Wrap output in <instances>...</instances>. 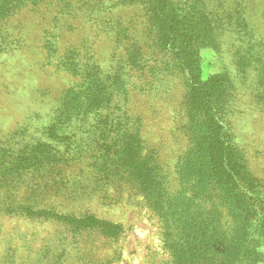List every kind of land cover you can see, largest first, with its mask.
Returning a JSON list of instances; mask_svg holds the SVG:
<instances>
[{
    "label": "rangeland",
    "instance_id": "374dc122",
    "mask_svg": "<svg viewBox=\"0 0 264 264\" xmlns=\"http://www.w3.org/2000/svg\"><path fill=\"white\" fill-rule=\"evenodd\" d=\"M180 1L179 13L202 24L191 51L219 123L215 155L194 150L188 71L156 40L149 4L0 0V264H264V201H251L244 180L224 182L245 173L264 196V0ZM135 54L166 67L156 90L139 91L146 79L124 61ZM121 78L155 150V188L118 182L113 194L91 193L102 181L90 155L58 161L52 177L36 172L39 157L96 150L106 135L97 114L118 99ZM63 214L112 226L83 228Z\"/></svg>",
    "mask_w": 264,
    "mask_h": 264
},
{
    "label": "trees",
    "instance_id": "16d2710c",
    "mask_svg": "<svg viewBox=\"0 0 264 264\" xmlns=\"http://www.w3.org/2000/svg\"><path fill=\"white\" fill-rule=\"evenodd\" d=\"M145 2L149 7L147 8V12L151 13L149 19L154 20L157 24L155 29V37L158 43L164 47H166L170 52H172L174 60L177 62V65L181 67V69H186L188 72V89H187V99L184 102V112L183 117L185 119V128L187 129L189 134L195 133L196 138L192 135L191 139H194L195 149L201 150V146L204 145L208 148L211 146V153L215 155V149L218 147L217 141L214 138V133L219 132V123L214 114V110L212 109L210 102H208L210 98V91L207 87V81L202 82L199 78V70L197 64V55L192 53L193 49L192 45L201 44L200 35H202V24L199 19H196L195 22H192V18H188L183 16L179 11H181L179 5L186 4L184 1L180 0H141ZM5 2L12 3V0H5ZM196 8L194 5L189 7V9ZM178 12V13H177ZM190 27L193 25V29L189 30L188 27L184 28V26ZM189 37V39H187ZM192 38V39H191ZM192 49V51H191ZM55 51V47H54ZM153 56V54L151 55ZM151 62L147 63L144 55H131L130 59H124L126 65L130 70H140L138 72L139 78H145V81H141L139 85V91L146 93L150 88L154 87L156 90L157 82H159L162 78H160V72L165 69L164 65H158V61L153 59V57L149 58ZM154 60V61H153ZM149 64V65H148ZM148 65L147 68L144 66ZM121 90L119 91L120 96L118 99L107 100V103L103 105V108H106V112H101L98 115V119L100 123V128L103 130V134L105 138L103 139L101 144L94 142V146L96 150H93L91 153L87 149L83 152L79 151V148L73 149L70 148L72 153L68 152L66 158H62L63 155L60 154H51L49 156H42L38 158V161L35 160L36 172H42L39 174H43L46 176H51L49 174L51 171L56 169L54 166L58 161L66 160L73 161V157L82 158V156L86 155L96 161V171L98 180L102 181L100 183H95L91 185V193H97L101 195L103 193L113 194L115 191V186L118 182L122 184H136V191L142 192L143 194H147L149 189H154L156 185H153L151 182L153 179V163L155 162V158H152L153 148L151 145L146 143L143 135L141 134L142 130V119L139 114L131 112L130 104H129V90L128 87L125 86L124 80L121 78L120 80ZM130 86H134L133 83ZM147 86V87H145ZM136 87V86H135ZM210 90V91H209ZM110 94V93H109ZM109 99V96L106 97ZM200 135V136H198ZM68 139V146L72 145V141ZM75 148V147H74ZM203 160L204 156H202ZM47 165V167H45ZM19 169L18 171H20ZM28 171V170H25ZM36 172H32L30 176L34 177L37 175ZM1 175V174H0ZM240 178L238 179L234 174L226 175L224 178V182L231 183L234 186L232 177L235 182L240 184L243 180L246 182L245 188L248 189V193L250 194V199L252 201H264V196L259 195L260 191L258 190V185L251 181V179L243 173V175L238 174ZM109 186V188H108ZM135 185H133L134 187ZM152 194V193H151ZM100 197V196H99ZM150 196H146L149 198ZM156 209H162L164 206L157 201ZM263 208V207H262ZM161 214V213H160ZM59 218L61 216H58ZM65 221H72L73 224L77 226L86 227H94L100 226L104 229H108L112 226V223L108 221H98L93 215H86L82 221H74L75 217L66 216L63 214L61 217ZM165 219H162L164 223H166ZM261 225L264 224L261 223ZM262 227L263 231L264 228ZM168 228V225L165 226ZM176 256L178 257L179 262H184L186 255L184 257L183 251H176Z\"/></svg>",
    "mask_w": 264,
    "mask_h": 264
}]
</instances>
